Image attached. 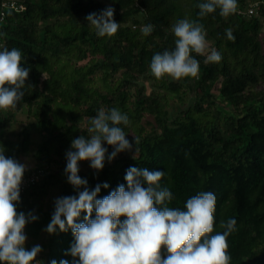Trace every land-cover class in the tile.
Listing matches in <instances>:
<instances>
[{
    "label": "trees",
    "instance_id": "1",
    "mask_svg": "<svg viewBox=\"0 0 264 264\" xmlns=\"http://www.w3.org/2000/svg\"><path fill=\"white\" fill-rule=\"evenodd\" d=\"M16 1L17 8L3 7L0 0V42L3 50H20L21 67L30 69L16 106L26 107L30 121L10 131L14 113L0 109V150L20 162L31 152L33 133L42 136L31 153L36 165L25 172L45 168L48 173L21 193L16 205L17 212L38 217L26 224L27 234L47 237L36 260L72 264L73 257L65 254L75 239L71 229L55 234L45 229L55 200L78 197L83 187L75 189L65 173L51 167L67 164L72 140L89 138L90 118L100 109L117 108L129 118V125L120 127L136 154L120 152L111 162L106 159L102 170L78 173L89 190L109 185L101 187L97 199L121 184L127 189L129 167L163 171L159 184L172 193L170 208L185 210L187 199L202 191L215 194L210 235L224 231L221 221L235 219L227 237L229 264H264V0H237L235 14L222 17L217 8L203 18L198 5L207 0ZM109 6L120 26L113 36L99 37L86 16ZM181 19L203 25L208 52L191 53L200 64L197 77L157 79L151 59L175 49L171 28ZM148 24L154 27L145 36L142 28ZM212 49L222 59L205 63ZM103 146L109 154L114 150L106 142ZM33 246L25 244L27 250Z\"/></svg>",
    "mask_w": 264,
    "mask_h": 264
},
{
    "label": "clouds",
    "instance_id": "2",
    "mask_svg": "<svg viewBox=\"0 0 264 264\" xmlns=\"http://www.w3.org/2000/svg\"><path fill=\"white\" fill-rule=\"evenodd\" d=\"M198 7L201 18L217 8L222 17H228L236 13L238 4L237 0H207ZM114 12L115 9L109 6L99 14L86 16L97 36L111 37L117 33L120 24L113 19ZM153 27L145 25L143 34L149 35ZM171 31L176 37L175 49L154 54L151 73L157 79L165 75L175 80L197 77L200 64L191 53L205 55L208 52L203 25L181 19L173 24ZM226 35L229 40H235L231 29H226ZM22 58V52L16 48L0 51V109H15L25 94L30 69L21 67ZM221 59V54L212 49L206 55L205 63H216ZM129 123L128 116L117 108L100 109L90 118L89 138L81 135L72 140L71 150L66 152L64 171L68 182L77 190L83 187V191H78V197L65 196L55 200V211L45 231L55 234L57 229L60 232L71 229L75 239L65 254L73 257L72 264H229L227 237L235 230L236 221H221L220 227L224 231L210 235L216 208L214 193L202 191L192 196L187 199L185 210L170 208L167 202L172 200V193L159 184L165 172L133 166L126 170L124 177L127 189L121 184L107 196L97 199L101 187L108 188L109 185L97 184L89 190L87 180L78 175L80 161H90V167L99 171L106 159L111 162L118 153L132 150V143L120 127ZM134 141L139 143L137 137ZM104 142L113 146L110 154L103 146ZM26 168V164L6 157L4 150H0L2 264H32L33 261L39 264L36 257L42 248L35 245L27 250L24 233L26 224L38 217L32 212L27 215L17 212L16 208ZM82 212L86 213L83 222L77 223ZM122 216L126 217L123 221L120 220ZM51 264H57V261L52 260ZM59 264H69V261L61 260Z\"/></svg>",
    "mask_w": 264,
    "mask_h": 264
},
{
    "label": "rangeland",
    "instance_id": "3",
    "mask_svg": "<svg viewBox=\"0 0 264 264\" xmlns=\"http://www.w3.org/2000/svg\"><path fill=\"white\" fill-rule=\"evenodd\" d=\"M106 1H110V0H106ZM170 79H173L172 77L168 76ZM8 110H11L14 113V118L12 120V122L9 124L8 128L10 129V131H18L21 130L26 124L27 122L30 121L27 111H26V107L20 106L19 108H9ZM42 136L35 131L32 135V144L30 147V153L26 156H22L20 158V163L26 164L27 168L31 167V166H35L36 165V159H34L33 155L31 154L32 152L35 151L36 148V144L41 140ZM127 154V155H134L136 154V150L134 145L132 144V150L131 151H124L121 152V154ZM65 168H66V164H62L61 162H56L52 165L51 169L55 170V171H61L63 173H65ZM90 167V161H82L79 164V169L81 171H86L88 170ZM54 198L56 197V195H53ZM24 233L27 237L25 244H33V245H40L41 248L43 247V244L46 242L47 237L45 235L41 236L40 238H38L37 240H35L34 238H32L30 235L27 234V232L24 230ZM40 264V263H39Z\"/></svg>",
    "mask_w": 264,
    "mask_h": 264
},
{
    "label": "built area",
    "instance_id": "4",
    "mask_svg": "<svg viewBox=\"0 0 264 264\" xmlns=\"http://www.w3.org/2000/svg\"><path fill=\"white\" fill-rule=\"evenodd\" d=\"M3 7H18L17 1L16 0H3L2 2ZM20 7V5H19ZM22 7V5H21ZM253 11V10H251ZM3 50V43L0 42V51ZM48 171L45 168H38L33 171H28L25 172L22 178V183H21V189H20V194L24 193L27 191L29 187L34 185L42 176L47 174ZM2 264V262H0Z\"/></svg>",
    "mask_w": 264,
    "mask_h": 264
}]
</instances>
